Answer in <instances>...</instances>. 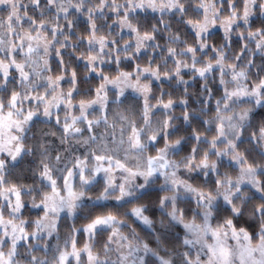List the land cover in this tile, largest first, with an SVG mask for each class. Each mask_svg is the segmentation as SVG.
<instances>
[{
  "label": "snow or ice",
  "instance_id": "1",
  "mask_svg": "<svg viewBox=\"0 0 264 264\" xmlns=\"http://www.w3.org/2000/svg\"><path fill=\"white\" fill-rule=\"evenodd\" d=\"M0 264H264V0H0Z\"/></svg>",
  "mask_w": 264,
  "mask_h": 264
}]
</instances>
